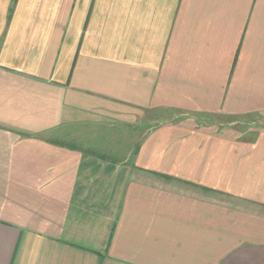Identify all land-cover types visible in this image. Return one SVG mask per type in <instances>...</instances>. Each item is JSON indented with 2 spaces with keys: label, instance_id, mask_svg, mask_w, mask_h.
Listing matches in <instances>:
<instances>
[{
  "label": "crops",
  "instance_id": "1",
  "mask_svg": "<svg viewBox=\"0 0 264 264\" xmlns=\"http://www.w3.org/2000/svg\"><path fill=\"white\" fill-rule=\"evenodd\" d=\"M0 264H264V0H0Z\"/></svg>",
  "mask_w": 264,
  "mask_h": 264
},
{
  "label": "rangeland",
  "instance_id": "2",
  "mask_svg": "<svg viewBox=\"0 0 264 264\" xmlns=\"http://www.w3.org/2000/svg\"><path fill=\"white\" fill-rule=\"evenodd\" d=\"M206 121V120H205Z\"/></svg>",
  "mask_w": 264,
  "mask_h": 264
}]
</instances>
